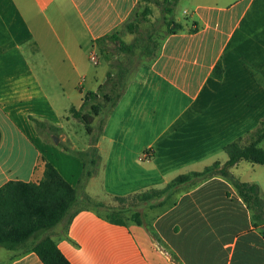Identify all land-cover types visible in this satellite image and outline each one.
<instances>
[{"label":"crops","instance_id":"crops-1","mask_svg":"<svg viewBox=\"0 0 264 264\" xmlns=\"http://www.w3.org/2000/svg\"><path fill=\"white\" fill-rule=\"evenodd\" d=\"M180 4L188 20H175L183 28L166 36L151 64L138 67L83 141L73 136L71 109L112 72L102 55L108 67L100 77L87 73L86 62L96 41L121 33L145 2L0 0V187L39 183L48 162L78 191L70 224L43 231L32 245L51 235L71 264H264V224L254 226L252 211L222 176L179 187L163 205L146 208L141 225H117L84 206L89 197L111 207L112 199L162 190L181 175L225 164V147L264 119V0ZM219 62L222 80L213 76ZM32 118L57 130L51 140ZM92 140L98 168L83 183L77 152ZM232 173L258 184L264 197V165L242 161ZM32 245L0 247V264H44Z\"/></svg>","mask_w":264,"mask_h":264},{"label":"trees","instance_id":"trees-1","mask_svg":"<svg viewBox=\"0 0 264 264\" xmlns=\"http://www.w3.org/2000/svg\"><path fill=\"white\" fill-rule=\"evenodd\" d=\"M141 1L148 5L142 13L135 14V20L132 19L130 23L125 25L129 33H138L140 25L148 21L153 13V9L149 4L158 6L162 14L168 16V18H164L167 34L163 40L167 35L174 34L183 28L181 24L173 20V14L179 0ZM169 16L172 20H169ZM105 38L115 45L113 52L110 49L106 51L112 53L113 56L123 55L125 58L127 57L130 64L120 59L112 60L108 58L112 72L108 74L107 81L99 87L97 92L88 91L85 93L83 105L79 110L71 109L72 117L85 125L89 135L94 133V122L97 117L102 115L104 104L111 103V109L118 104L138 67L144 63L151 64L158 57L162 44V42L157 44V42L149 41L148 45L144 47V54L147 59L142 58V61L134 66L131 64L136 56V42L128 44L121 40L120 32L107 35ZM223 75V66L219 62L213 71V76L217 80H222ZM101 99L105 103H102ZM32 120L38 130L42 132L56 133L55 131H57L44 122L34 118ZM263 143L264 119L255 130L225 147V153L228 156V161L225 164L215 162L203 172L181 175L164 189L151 190L139 196L148 201L152 199V195L159 198L166 195L164 201L158 204L163 205L168 197L183 185H194L196 181L200 182L214 176H222L232 183L249 210L252 211L254 226L264 224V197L260 186L256 183H243L232 173V168L242 161L264 165ZM95 144V140H92L87 151L77 152L85 164L81 178L83 183L97 172L99 157ZM77 202V189L73 188L58 170L48 162L45 163L44 177L39 183L8 182L0 187V247L8 250L19 249L25 247L38 233L50 230L63 222L70 224L76 214L71 210ZM84 202L87 207L94 209H104L106 207L104 204L92 201L89 197H85ZM106 219L117 225L126 224L125 218L115 217L113 213L107 214ZM131 219L139 225L143 224L142 216L139 213H134ZM31 248L44 264H71L60 251L51 235H47L34 243Z\"/></svg>","mask_w":264,"mask_h":264},{"label":"rangeland","instance_id":"rangeland-1","mask_svg":"<svg viewBox=\"0 0 264 264\" xmlns=\"http://www.w3.org/2000/svg\"><path fill=\"white\" fill-rule=\"evenodd\" d=\"M188 1L189 0H184V3L188 2ZM147 5L148 4L145 3L144 6H139L137 14L142 13L144 8ZM149 6L153 9V13L148 18L147 22L142 23L140 25V30L138 33H136V34L129 33L125 26L122 28L121 33H120L121 40L125 41L128 44H131L134 42H136V44H137L136 56H135V58H133L132 64H131L134 66H136L138 63H140V61H142V58L147 59V56L144 54V49H145L144 47H146L148 45L149 41L157 42V44H159L160 42H162L163 38L167 34V26L165 25L164 18L165 17L168 18V16L163 15L161 12V9L158 6H156L154 4H150ZM183 10H184V4H180L178 6V8H175V11L173 14V20H175V18H177L183 22H186L188 19L184 18V13H183L184 11ZM134 17H135V14L132 16V19H134ZM169 20H172V18L170 16H169ZM111 34H113V33H111ZM111 34H108V35H111ZM96 44L98 46V49L96 52L92 53L90 58H91V60H93V58H95L94 61H97V64H95L91 60H88V62H86V65H85L87 73L89 75L92 76V75L97 74L100 77V76L105 74L108 66L104 60L99 58L101 55L106 60L108 58H111L112 60L120 59V60L126 62L127 64H130V61L127 57L125 58L123 55H120L119 57L113 56L112 53H109L106 51L107 49H110L113 52L115 50V45L110 43L109 41H107L105 36L98 39L96 41ZM150 46L152 47L151 44H150ZM114 73H115V71H114ZM86 87H87V85H86ZM120 89H121V87H120ZM101 101H102V103H105L103 101V99H101ZM104 105H105V107L103 108L102 116H106V114H108V112L111 109V103H105ZM75 123H76L75 131L77 133H74V135H73L74 138H76V139L81 138L83 141H89L91 137L88 134L85 125L80 121H76ZM51 133L52 132L48 133L47 138H49V139L51 138V135H50ZM197 182L198 181H196V183ZM149 194L152 195L151 193H149ZM165 197H166V195L161 197V198L156 197L155 195H152V199L148 200V201L144 200L139 195L129 197L125 200H119V199L114 200V199H112V203H114L113 206L105 207V209H100V211L102 210L105 215L113 213L115 217L125 218V220L131 219L133 217L134 213H139L143 217V215L145 214L144 211L146 210V208H148V209L153 208L154 203H156V204L161 203L162 201H164ZM84 206H86V203L84 204ZM40 234H42V232L36 234V236H34L30 240L31 242L29 241L26 244V247H30V244L32 245V241H34V239L35 240H36V238L39 239Z\"/></svg>","mask_w":264,"mask_h":264},{"label":"water","instance_id":"water-1","mask_svg":"<svg viewBox=\"0 0 264 264\" xmlns=\"http://www.w3.org/2000/svg\"><path fill=\"white\" fill-rule=\"evenodd\" d=\"M53 139H54V141H55L56 143H59V141H60V139H59L58 137H56V136H53Z\"/></svg>","mask_w":264,"mask_h":264},{"label":"built area","instance_id":"built-area-1","mask_svg":"<svg viewBox=\"0 0 264 264\" xmlns=\"http://www.w3.org/2000/svg\"><path fill=\"white\" fill-rule=\"evenodd\" d=\"M95 60V58H93V60H91L92 62H94L95 64H97V61H94Z\"/></svg>","mask_w":264,"mask_h":264}]
</instances>
